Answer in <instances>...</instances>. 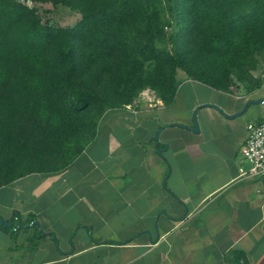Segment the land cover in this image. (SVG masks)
<instances>
[{"label": "crops", "instance_id": "0c3cea01", "mask_svg": "<svg viewBox=\"0 0 264 264\" xmlns=\"http://www.w3.org/2000/svg\"><path fill=\"white\" fill-rule=\"evenodd\" d=\"M262 97L182 76L169 105L146 94L107 111L69 165L0 187V219L54 234L0 228V264H264V175L241 172L264 103L223 113Z\"/></svg>", "mask_w": 264, "mask_h": 264}, {"label": "trees", "instance_id": "16d2710c", "mask_svg": "<svg viewBox=\"0 0 264 264\" xmlns=\"http://www.w3.org/2000/svg\"><path fill=\"white\" fill-rule=\"evenodd\" d=\"M32 1L82 17L74 26L51 25L36 7L0 0V187L69 165L95 139L104 114L146 88L171 104L181 71L221 90L233 76L250 92L263 85L252 71L264 59V0ZM16 216L6 230L32 223L34 240L54 235L35 216Z\"/></svg>", "mask_w": 264, "mask_h": 264}, {"label": "rangeland", "instance_id": "374dc122", "mask_svg": "<svg viewBox=\"0 0 264 264\" xmlns=\"http://www.w3.org/2000/svg\"><path fill=\"white\" fill-rule=\"evenodd\" d=\"M20 1L26 3L30 6L36 7L38 10V13L42 17L43 21L47 22L51 25L74 26L78 21L81 20V17H82L81 13L79 11L74 10L71 7H68V6H65L62 4L54 5L50 1H48V2H35L32 0H20ZM170 47H171V45H170ZM263 71H264V59H260V62L258 63L257 68L254 69L252 71V73L256 78H259L263 81V78L261 77V74ZM180 76H186V74L183 71H181ZM233 80H234V83L232 84L231 88L236 89L240 85H243L244 87H246L244 85V83L240 82L236 76H233ZM263 87H264V85H262V87H260V88H257L256 90L261 89ZM198 93L200 95H205V94L209 95V94L215 93V92H213L212 90L211 91L207 90L205 87H201L200 92H198ZM143 94L151 95L154 98H156L158 96L155 90H153L151 88H146L140 92L137 99L140 96H143ZM194 116H195V114H194ZM194 120H195V118L193 119V121ZM197 120L199 122L198 113H197Z\"/></svg>", "mask_w": 264, "mask_h": 264}, {"label": "built area", "instance_id": "2783aa9c", "mask_svg": "<svg viewBox=\"0 0 264 264\" xmlns=\"http://www.w3.org/2000/svg\"><path fill=\"white\" fill-rule=\"evenodd\" d=\"M261 77L264 83V71ZM247 130L248 136L242 148V155L249 161L250 167H242L241 172L249 176L264 175V120L249 122Z\"/></svg>", "mask_w": 264, "mask_h": 264}, {"label": "water", "instance_id": "95a60500", "mask_svg": "<svg viewBox=\"0 0 264 264\" xmlns=\"http://www.w3.org/2000/svg\"><path fill=\"white\" fill-rule=\"evenodd\" d=\"M259 103H264V97L262 98H259V99H250L244 106V108L242 109V111H239L237 113H234V114H228L226 112L223 111V113L227 116V117H231V118H234L236 116H239L241 114H243L247 108L249 107V105L251 104H259ZM195 130H199V125H198V121H197V118H196V114H195ZM12 227V220L9 219V220H5L4 218H1L0 219V228L3 229V230H6V229H10Z\"/></svg>", "mask_w": 264, "mask_h": 264}]
</instances>
